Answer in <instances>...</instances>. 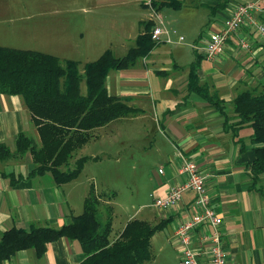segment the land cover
Instances as JSON below:
<instances>
[{"label":"crops","instance_id":"1","mask_svg":"<svg viewBox=\"0 0 264 264\" xmlns=\"http://www.w3.org/2000/svg\"><path fill=\"white\" fill-rule=\"evenodd\" d=\"M128 1L146 8L149 0H0V46L76 60L83 72L84 64L97 59L104 51L111 50L114 54L121 51L119 44L103 43L99 38L97 14L107 13L112 6ZM248 1H259L264 6V0H230L213 12L206 7L210 11L207 22L212 25L209 32L221 29L235 9ZM201 2L218 4V0ZM149 18L152 16L138 19L140 28V22ZM138 33L128 37L134 41ZM241 37L248 40V49L239 47ZM162 43L133 67L108 73L105 82L108 92L127 98L129 105L142 111L95 128L90 140L100 139L114 122L133 118L145 126V131L148 128L159 131L164 146L159 147L162 161L153 181L152 200L153 196L165 195L183 181L177 173L178 152L191 158L202 171L211 174L206 181V192L223 217L226 264H264V193L260 189L264 188V174L256 184L251 166L255 158L250 141L252 130L244 127L235 135L214 105L187 89L189 66L196 55H200L196 70L200 84L209 85L221 100L230 102L242 90L264 89V40L255 30L243 27L218 58L206 59L193 49L191 60L180 64L176 59L184 53L178 51L166 67L160 60ZM82 84L81 92H85ZM20 132L39 142L38 131L22 97L0 93V143L14 151ZM166 141L170 151L165 150ZM149 142L155 144V138ZM33 167L29 152L20 158L0 160V234L11 227L29 229L33 224L60 227L69 223L72 215L82 212L74 208L72 191L66 189L73 180L57 184L50 172L29 176ZM159 168L163 173L158 172ZM193 200V194L186 191L171 209H156L153 215L155 221L169 218L165 227H168L169 243L177 253L173 238L175 222L178 217L194 212ZM83 258L76 240L59 238L47 245L42 256L28 248L16 252L2 264H78Z\"/></svg>","mask_w":264,"mask_h":264},{"label":"trees","instance_id":"2","mask_svg":"<svg viewBox=\"0 0 264 264\" xmlns=\"http://www.w3.org/2000/svg\"><path fill=\"white\" fill-rule=\"evenodd\" d=\"M186 1L149 0V4L155 13L165 7L181 9L185 5L207 7L213 12L225 7L230 0H218L216 5L201 0ZM154 24L152 18L141 21L142 30L125 54L116 56L106 50L97 59L85 63L83 72L76 60L0 46V93L22 97L39 135L37 142L20 132L14 151L0 143V160L20 158L29 152L34 163L29 176L50 172L57 184L77 178L88 158H97L84 155L70 162L76 150L93 137L92 131L114 119L142 111L129 105L127 98L110 94L105 82L111 70L133 67L161 44L151 38ZM199 62L200 55H196L189 66L187 89L214 105L235 135L241 128H251L250 141L255 154L251 166L257 184L264 174V89L242 90L230 102H225L209 85L200 84L196 73ZM82 83L85 92H81ZM11 181L14 182L12 178ZM260 189L264 193V188ZM110 198L97 193L90 185L83 199L82 212L72 215L69 223L60 227L33 224L29 229L11 227L5 230L0 234V264L28 248L42 256L47 245L59 238L76 240L80 244L84 258L78 264H141L151 259V238L166 226L169 218L155 224L132 218L111 235L114 211Z\"/></svg>","mask_w":264,"mask_h":264},{"label":"rangeland","instance_id":"3","mask_svg":"<svg viewBox=\"0 0 264 264\" xmlns=\"http://www.w3.org/2000/svg\"><path fill=\"white\" fill-rule=\"evenodd\" d=\"M145 7L128 1L124 5L112 6L107 13L97 14L96 29L99 38L103 39V43L110 41L119 44L121 51H116V55H123L133 45L134 41L128 35H136L140 31L139 18H156L152 10L148 6ZM209 12L206 7L198 6L193 9L190 5L181 9L166 7L160 12L164 27L170 32H176L171 33L170 43L163 42L160 46L163 50L160 58L164 63L163 67H166L167 61L172 63V57L178 51L184 53V56L180 54V59H176L178 63L185 64L191 60L192 44L199 36L209 35L207 33L212 29V25L207 22ZM155 20L158 25L159 20ZM180 35L184 40L178 42ZM82 85L85 88V84ZM145 121L142 120L143 123ZM153 138L155 144L149 142ZM161 138L159 131L154 132L149 128L145 131V126L133 118L114 122L104 130L100 139L89 140L81 150H76L70 162L84 155L97 158L89 157L78 177L71 181V187L66 186V189L72 191L74 208L77 211L82 210V197L87 193L89 186L93 185L97 193L111 196L110 205L114 211L111 235L132 218L146 219L152 224L158 222L153 217L156 208L150 193L157 167L162 161L159 147L164 144ZM165 150L170 151L168 141ZM168 233V227L156 231L151 238L152 258L141 264H180L178 253L169 243Z\"/></svg>","mask_w":264,"mask_h":264},{"label":"built area","instance_id":"4","mask_svg":"<svg viewBox=\"0 0 264 264\" xmlns=\"http://www.w3.org/2000/svg\"><path fill=\"white\" fill-rule=\"evenodd\" d=\"M147 6L152 10L149 1ZM153 13L156 15L155 12ZM152 19L155 22L151 31L152 40L170 43L171 33L176 34V32L166 29L159 15H156V18L152 16ZM155 19L159 20L158 25ZM243 27L255 30L264 40V6L259 1L240 4L225 20L221 29L209 32V36L204 40H196L192 47L206 59H216L223 54L225 47ZM183 40V36H178V42ZM249 46L245 37L239 39L241 49H248ZM177 155L179 158L177 173L183 181L165 195L153 196V206L159 211L169 210L181 200L184 192H191L195 210L192 214L178 217L174 226L173 238L179 253V263L226 264L227 252L221 229L223 217L215 209L206 192V181L211 174L202 171L191 158L180 152ZM158 172L163 173V169L159 168Z\"/></svg>","mask_w":264,"mask_h":264}]
</instances>
